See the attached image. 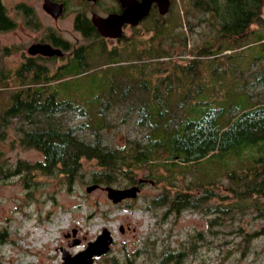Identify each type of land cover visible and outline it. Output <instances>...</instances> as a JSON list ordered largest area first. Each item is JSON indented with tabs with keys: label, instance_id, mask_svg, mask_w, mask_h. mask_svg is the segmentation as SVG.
I'll return each mask as SVG.
<instances>
[{
	"label": "trees",
	"instance_id": "obj_1",
	"mask_svg": "<svg viewBox=\"0 0 264 264\" xmlns=\"http://www.w3.org/2000/svg\"><path fill=\"white\" fill-rule=\"evenodd\" d=\"M194 2L193 9L185 7L183 19L188 28L182 35L175 29L173 22L177 20L157 22L148 37L135 33L112 51L98 52L106 55L103 61L107 59L104 63L109 65L100 69L101 81L106 84L95 80L105 88L97 95L101 97L97 104L84 108L68 97L58 98L54 85L44 82L51 77L39 68L31 71L33 77L24 82L28 84L12 90L0 108V126L4 125L3 129L14 122L19 142L42 153L41 159L17 163L25 181L39 172L60 173L70 183L79 174L83 158L94 159L91 183L112 185L125 180V186L139 183L141 189L146 180L163 181L165 189L152 199L157 206L167 205L170 212L177 213L202 208L208 214L228 208L223 202L212 206L208 201L217 194L225 175L233 183L229 191L237 201L234 207L257 195L246 205L257 218H264V80L251 68L258 56L249 57L246 66L237 68L247 72L230 81L242 83L239 88L231 87L233 95L220 96L211 90L213 80L223 88L222 72L227 59L239 51V39L254 31L253 23L264 20V0ZM4 13L0 0V28L13 25ZM190 18L205 19L199 32L208 34L200 43L188 46ZM226 49L229 53L223 52ZM204 70L210 76L209 83L202 79ZM60 71L52 77L57 83ZM22 72L15 69L14 73L20 76ZM250 85L258 92H252L251 87L248 90ZM110 107H123L120 118L131 126L127 134L131 132L132 137H126L123 145L106 136ZM142 170L145 173L140 177ZM187 174L190 182L185 183ZM178 179L183 180L180 186L175 184ZM183 256L182 250L167 251L160 264Z\"/></svg>",
	"mask_w": 264,
	"mask_h": 264
},
{
	"label": "rangeland",
	"instance_id": "obj_2",
	"mask_svg": "<svg viewBox=\"0 0 264 264\" xmlns=\"http://www.w3.org/2000/svg\"><path fill=\"white\" fill-rule=\"evenodd\" d=\"M2 1L14 5L16 0ZM36 1L41 7L40 0ZM191 6V4H182L179 7L181 13L179 14V9L176 11L179 19L173 23L176 24L175 29L179 32V36L187 27L183 19L185 7ZM76 8L77 6L69 7L68 13L55 21L54 28L57 31L61 30L66 36H69V31L73 32L72 15ZM191 8L193 9V6ZM261 15L264 18V9ZM190 19L192 27L186 32L188 46L195 42L200 43L208 34L199 32L205 27V19ZM153 23L145 22L144 26L135 33L140 37H148ZM251 27L254 31L246 33L239 39L236 45L239 51H234L227 59L226 70L222 72L225 77L223 88L221 89L217 80L211 83L214 94L229 97L234 94L232 86L241 87L242 83H230V81H236L241 75L246 74L247 71L242 73L237 68L246 66L248 63L246 59L251 56H258L254 57V61L257 62H252L251 68L258 72L261 80H264V20L259 24L253 23ZM205 30L208 31V28ZM17 39L16 29L0 31V108L9 100L12 90L20 86L21 82L23 86L30 76L29 74L28 77L24 76L20 79L14 73L19 59L16 50ZM125 42L124 38L123 41L113 45L103 44L102 48L94 46L85 63H91L94 59L96 63L88 67L69 64L61 69L62 77L58 83L52 78L56 72L53 68L60 67L66 59H54L53 65L50 63L47 72L52 77L44 79V82L54 85L53 88L58 91V98L68 97L67 99L84 108L97 104L101 100L97 95L104 88L99 84H106L101 81L100 69L109 65L104 63L107 59L103 61L106 55L98 53V50L109 52ZM4 45H8L7 50H4ZM229 51L230 49H226L223 52L229 53ZM239 55L235 63V57ZM218 67L219 70L221 67L219 65ZM203 73L202 79L209 83L208 72L204 70ZM97 78L99 84L95 83ZM249 78L251 80L253 76ZM249 87L252 92H258L256 86H247L248 90ZM123 109V107L108 109L110 124L106 127L105 133L117 145L125 144L126 137H132L131 132L127 134L131 128L130 124L124 123L120 118ZM81 118L82 116L78 119ZM3 126L1 125L0 128L2 129ZM2 130L0 134V237H2L0 264H61V246L71 254L77 253L86 247L87 242L95 239L102 227L109 229L113 240L106 252L94 256L92 264H160L167 251L181 250L184 256L170 264L173 262L175 264H264V218H257L256 212H252V208L246 205V201L251 204L253 197L257 195L245 198L239 202V207H234L237 201L232 199V192L229 191L233 183L227 181L228 176L224 175L225 181L218 188L217 194L208 200L212 206L214 202H223L227 205L226 210L219 212L211 210L212 212L205 214L201 211L202 208H195L184 209L177 213L170 212L167 205L157 206L152 199L165 189L163 181L146 180L140 192L129 204H116L106 196L103 188L98 187L90 192L85 190L86 185L91 183V169L96 166L94 159L83 158L79 174L70 183L60 173L43 175L39 172L25 181L22 178L24 172L17 163L22 160L36 161L42 158V153L34 147L19 142L20 132L15 128L14 122H10ZM143 173L144 170L140 171L138 176L141 177ZM160 173L163 172L160 170ZM175 182L176 186L183 184L181 179ZM184 182H190V175H186ZM126 184L125 180L112 183L117 187ZM74 227L77 230L75 235H72L71 229ZM67 231L69 236H65ZM73 238L78 239V243L71 245ZM163 264H166V261Z\"/></svg>",
	"mask_w": 264,
	"mask_h": 264
},
{
	"label": "flooded vegetation",
	"instance_id": "obj_3",
	"mask_svg": "<svg viewBox=\"0 0 264 264\" xmlns=\"http://www.w3.org/2000/svg\"><path fill=\"white\" fill-rule=\"evenodd\" d=\"M46 1L51 2L53 5L61 6V10L57 15L48 12L43 7ZM145 1L133 0V4H141L145 3ZM1 2L5 10V17L13 25L0 28V31L15 29L18 31L16 50L18 51L19 59L15 69L23 70L22 74L18 76L20 79L24 76L28 77L30 73L29 79L33 77L31 71H35L36 68L46 71V77H52L47 72L50 68V63L52 64V60L54 59L66 60L60 64V67H54L53 70H61L69 64L88 67L89 63H85V59L89 56L88 54L94 46L97 45L99 48H102L103 44L113 45L123 41L124 38L129 41L133 38L135 31H139L145 22L155 23L171 21L172 19L178 20L181 13L179 7L182 4L192 5L195 3L194 0H151L148 11L137 23L123 22L120 35L111 36L104 35L98 30L92 20V16L93 14L107 16L110 13H121L123 4L121 0H40L41 7L36 0H16L14 5L6 4L2 0ZM76 6L77 8L72 15L73 32L69 31V36H66L61 30L57 31L54 28V23L68 13L69 7ZM174 7L176 10H174ZM161 8H164L165 11L162 12ZM177 10L179 14H176ZM32 44H46L52 50L55 48L60 49L61 53L52 52L46 54L42 51L31 52L30 46ZM90 45L91 47H89ZM3 48L7 50L8 45H4ZM106 49H108V46ZM100 51L103 52V49L98 50V52ZM134 198H124L116 204H129ZM75 229L77 230V228ZM66 233L69 234V232H65V236H69Z\"/></svg>",
	"mask_w": 264,
	"mask_h": 264
},
{
	"label": "water",
	"instance_id": "obj_4",
	"mask_svg": "<svg viewBox=\"0 0 264 264\" xmlns=\"http://www.w3.org/2000/svg\"><path fill=\"white\" fill-rule=\"evenodd\" d=\"M122 12L121 13H110L107 16H102L100 14H93L92 20L97 26L98 30L104 35L116 36L121 33V25L123 22H132L137 23L139 19L146 14L149 8V3L151 0H146L145 3L133 4V0H121ZM43 7L50 13L57 15L61 10V6L53 5L51 2H44ZM165 8V7H164ZM161 8V11L164 12L165 9ZM30 51H42L43 53H52L55 52L60 54L61 51L58 48L52 50L46 44H32L30 46ZM142 179H139V182ZM98 187L106 190V196L114 203L119 202L124 198H134L137 196L140 186L139 183L132 184L125 187H117L113 185H103L99 183H89L86 185L85 190L90 192ZM75 228H72L71 234L75 235ZM66 235H69L66 233ZM113 237L108 228L102 227L101 232H99L94 240L87 242V245L84 249L78 251L77 253L71 254L65 247H61V264H92L94 256L100 255L106 252L110 243L112 242ZM78 243V239L73 238L70 244Z\"/></svg>",
	"mask_w": 264,
	"mask_h": 264
}]
</instances>
